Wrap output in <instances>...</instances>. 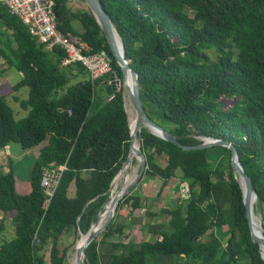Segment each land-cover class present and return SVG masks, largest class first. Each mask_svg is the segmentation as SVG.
I'll use <instances>...</instances> for the list:
<instances>
[{"label": "trees", "instance_id": "trees-1", "mask_svg": "<svg viewBox=\"0 0 264 264\" xmlns=\"http://www.w3.org/2000/svg\"><path fill=\"white\" fill-rule=\"evenodd\" d=\"M78 1L82 6L71 9L69 0H53L55 25L67 41L105 52L110 69L92 80L79 62L61 65L65 50H45L0 3V59L20 76L10 85L0 83V149L14 142L36 153L25 183L15 180L10 160L0 173V264H63L77 232L87 231L107 201L127 153L121 86L114 90L109 83L116 62L92 13ZM99 1L137 74L146 115L182 144L213 137L235 148L256 194L253 210L264 235V0ZM22 86L27 93L19 99ZM8 95L26 110L24 117L13 118ZM136 138L145 158L138 181L158 178L162 188L178 170L187 194L160 208L167 219L148 223L152 238L137 243L111 239L122 231L117 217L123 206L139 204L138 195L125 194L85 247V264H264L230 167L211 168L207 148L183 150L143 126ZM217 147L229 156L228 148ZM58 165L63 169L45 205L42 168ZM5 220L11 237L1 232Z\"/></svg>", "mask_w": 264, "mask_h": 264}, {"label": "water", "instance_id": "water-1", "mask_svg": "<svg viewBox=\"0 0 264 264\" xmlns=\"http://www.w3.org/2000/svg\"><path fill=\"white\" fill-rule=\"evenodd\" d=\"M84 4L88 7L90 12L92 13L93 17L95 18L102 35L105 38V41L109 47L110 53L114 57L116 62V66L111 69L109 72V83L111 87L115 90L119 85L121 86V94L123 99V108L126 113V120L129 128V140H128V149L127 153L118 169L116 174L113 176L112 180L109 184V193L108 199L105 202L108 203L107 206V214L102 223L98 226H95L97 219L99 218V214L104 210L105 204L101 207L100 211L97 214L96 219L94 222L89 226L85 233L77 232V237L82 235L83 239L80 245L74 246V264H85V247L87 244L98 234L100 233L104 227L108 224V222L112 219L117 202L122 198V196L128 192L129 188L136 183L138 178L141 176L144 168H145V158L142 152L139 150L138 146L134 147L133 142L134 139L137 137V134L140 130V127H145L149 130L152 134L156 135L157 137L162 138L168 142H171L183 150H190V149H203L213 145L223 146L228 148L229 150V163L234 173V177L237 180L241 192H242V202L245 207V218L246 223L250 235L251 241L256 245L259 256L262 260L264 257L260 254L259 244L264 245V235L262 233V226L259 221V232L260 236H256L253 234L251 225H250V218H249V211H248V198L251 194H256L252 188L251 181L249 176L244 172L242 166L240 165L235 148L226 141L218 138L213 137H203L198 144H191L186 145L180 143L177 138L172 135L168 130L161 127L155 121L151 120L143 110L142 103L139 98V86L137 80L136 72L128 65V60L124 58L123 49H122V41L115 32L110 19L104 9L101 6L99 0H83ZM126 76L129 78V83L127 82ZM120 77V81L118 78ZM118 85V86H116ZM113 90V91H114ZM124 94L127 97V100L133 109L134 116L132 119V123L130 124L127 110L125 107L124 102ZM137 161V170L134 176L127 182L119 191L115 194H111V186L113 180L119 176L124 175L125 167L130 162V160ZM76 240V239H75ZM75 242V241H74Z\"/></svg>", "mask_w": 264, "mask_h": 264}, {"label": "rangeland", "instance_id": "rangeland-1", "mask_svg": "<svg viewBox=\"0 0 264 264\" xmlns=\"http://www.w3.org/2000/svg\"><path fill=\"white\" fill-rule=\"evenodd\" d=\"M68 5L71 7V9H75L77 7L79 8L80 6H82L78 0H69ZM71 24L76 31H79L81 29L78 21L72 20ZM47 57L52 62L55 60V56L52 53H48ZM19 78V73H17L12 67L8 66L6 61L0 59V83H4L3 85H10ZM80 78H82V76L78 75L75 80ZM26 93L27 88L25 86H22L19 88L16 94L18 95L19 99H24L26 97ZM6 102L12 109L14 119H19L25 116L26 110L20 108L19 104L17 102H14L10 95L6 97ZM124 102L127 114H129L130 112L133 117V109L131 108L125 94ZM33 150L34 148L29 150H21L17 143L9 142L4 150L0 149V173L6 170L7 160H10L12 163V170L15 180L17 181V183H25L28 179L30 169L35 160L36 153ZM1 151L3 152L1 153ZM205 158L208 162L209 167L211 168L218 167L223 171H227L229 167L231 168L228 154L223 152V150L217 146L207 147V149L205 150ZM132 164L136 167L137 170V161L133 160ZM159 186L160 179L153 177H144L139 181L137 180L136 183L132 185V188L125 193L128 194L131 192L138 195L139 204L133 209H130L129 205L127 204L123 206V215L117 217V221L123 224V228L121 233H117L111 237L112 240L120 238L125 241L130 240L134 243H137L141 240L151 239L152 236L146 233V225L148 223L167 219V215L159 213L160 208L171 207L173 205L174 199L178 194H181L183 197L187 194L186 185L181 182V176L178 170L174 172V176L170 178L162 188H159ZM67 192L69 195L73 193L72 184H69ZM148 212L153 213V215H148ZM255 214L258 216L260 221L261 217L259 213ZM223 230H225V226H222L219 230H216V236L219 237V231L222 232ZM1 232L5 237H11L13 235V232L11 230V222L9 220H5L3 222V229ZM71 238L72 236L70 235L68 237V242L71 241ZM221 242L223 243V239L221 240ZM72 245L69 246L66 252L63 264H69L66 259L68 256V252L73 251ZM44 255L45 257H47V253H45ZM145 264L153 263L147 260Z\"/></svg>", "mask_w": 264, "mask_h": 264}, {"label": "built area", "instance_id": "built-area-1", "mask_svg": "<svg viewBox=\"0 0 264 264\" xmlns=\"http://www.w3.org/2000/svg\"><path fill=\"white\" fill-rule=\"evenodd\" d=\"M0 3L26 26L28 32L42 43L45 50L49 51L53 46L65 50L61 65L79 62L91 80L109 71V59L104 51L90 53L84 42L67 41L58 31L53 13V0H0ZM62 169L63 165H58L56 169L42 168L40 182L45 195V205L52 195Z\"/></svg>", "mask_w": 264, "mask_h": 264}, {"label": "bare ground", "instance_id": "bare-ground-1", "mask_svg": "<svg viewBox=\"0 0 264 264\" xmlns=\"http://www.w3.org/2000/svg\"><path fill=\"white\" fill-rule=\"evenodd\" d=\"M126 79H127V82L129 83L128 76H126ZM128 118H129V122L131 124L133 117H132L130 112L128 114ZM133 146L134 147L138 146L137 138L134 139ZM131 160L126 165V167L129 166V164L131 163ZM135 173H136V167L133 166V164L130 167L126 168L124 175H119L113 180V183L111 186V194L113 195V194L117 193L119 191V189H121L127 182H129V180L134 176ZM255 203H256V197H255V195L251 194L248 198V211H249L250 225H251V229H252L253 234L256 236H260L259 218L254 213V210H253ZM107 206H108V203L105 204L104 210L99 214V218L97 219L95 226L100 225L102 223V221L104 220V218L106 217V215L103 216V212H105V214H107ZM82 239H83L82 235L78 236L74 242V246L80 245L82 242ZM259 250H260V254L264 257V245L259 244ZM66 260L69 262V264H74V249L72 252H68V256H67Z\"/></svg>", "mask_w": 264, "mask_h": 264}, {"label": "crops", "instance_id": "crops-1", "mask_svg": "<svg viewBox=\"0 0 264 264\" xmlns=\"http://www.w3.org/2000/svg\"><path fill=\"white\" fill-rule=\"evenodd\" d=\"M5 168V167H4Z\"/></svg>", "mask_w": 264, "mask_h": 264}]
</instances>
